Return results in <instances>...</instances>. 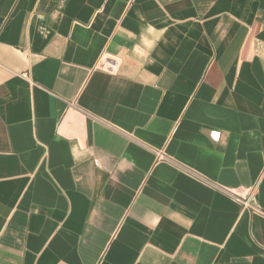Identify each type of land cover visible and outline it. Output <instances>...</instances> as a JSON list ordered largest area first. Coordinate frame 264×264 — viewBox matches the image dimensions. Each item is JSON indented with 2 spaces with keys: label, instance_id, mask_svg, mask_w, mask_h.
Masks as SVG:
<instances>
[{
  "label": "crops",
  "instance_id": "obj_1",
  "mask_svg": "<svg viewBox=\"0 0 264 264\" xmlns=\"http://www.w3.org/2000/svg\"><path fill=\"white\" fill-rule=\"evenodd\" d=\"M0 264H264V0H0Z\"/></svg>",
  "mask_w": 264,
  "mask_h": 264
},
{
  "label": "built area",
  "instance_id": "obj_2",
  "mask_svg": "<svg viewBox=\"0 0 264 264\" xmlns=\"http://www.w3.org/2000/svg\"><path fill=\"white\" fill-rule=\"evenodd\" d=\"M158 158H159V159H163L164 156H163L162 154H159V153H158ZM245 205H246V206H249V202H248V201L245 202Z\"/></svg>",
  "mask_w": 264,
  "mask_h": 264
}]
</instances>
